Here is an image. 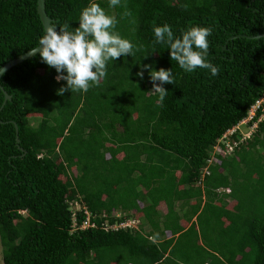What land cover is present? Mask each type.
<instances>
[{
    "label": "trees",
    "instance_id": "1",
    "mask_svg": "<svg viewBox=\"0 0 264 264\" xmlns=\"http://www.w3.org/2000/svg\"><path fill=\"white\" fill-rule=\"evenodd\" d=\"M93 2L143 50L109 61L87 92L58 95L66 81L38 54L0 75L9 96L0 108L1 263L264 264V118L255 121L264 98L248 137L237 142L234 128L264 93V37L246 38L264 33V0H122L132 13L123 18L108 0H43V11L49 26L74 31ZM164 24L177 37L211 27L207 59L218 74L172 61L154 42ZM41 36L35 0H0V66ZM149 64L172 70L162 105L148 71L136 75ZM233 141L230 155L213 154ZM73 201L92 227L71 229L72 214L75 227L85 218ZM128 217L135 229L101 228Z\"/></svg>",
    "mask_w": 264,
    "mask_h": 264
},
{
    "label": "clouds",
    "instance_id": "2",
    "mask_svg": "<svg viewBox=\"0 0 264 264\" xmlns=\"http://www.w3.org/2000/svg\"><path fill=\"white\" fill-rule=\"evenodd\" d=\"M108 3L110 8L124 9L122 18L132 15L127 9V4L122 3V0H108ZM181 7L187 10L188 5L183 4ZM117 23L114 16L108 15L104 8L93 2L81 10L79 26L74 31H69L68 22H64L58 28L50 25L45 29L44 35L38 40V46L31 52L34 55L38 54L43 63L56 70L57 82L66 81V85L57 90L58 95L68 91L87 92L90 88L98 86L100 80L106 77L109 61H116L122 56H134L136 52L143 50V45L133 44L116 31ZM153 32L154 42L167 45V49L170 50V59L185 72L192 73L200 68L210 71L213 76L218 74V67L207 59L210 47L208 37L212 35L211 27L190 26L186 30H181L179 37L174 36L168 24L154 26ZM145 69L152 83L151 91L158 94V102L162 105L168 93L163 85L175 83L172 70L160 68L157 71L150 64L143 65L141 71L136 73L140 79H143ZM262 98L264 93L256 100L257 107ZM263 111L264 108L261 109L258 117ZM247 115L248 111L243 118L245 123L253 113L249 119H246ZM258 117L255 121H258ZM262 118L264 116L260 119ZM251 125H255V122L250 124L249 129Z\"/></svg>",
    "mask_w": 264,
    "mask_h": 264
},
{
    "label": "built area",
    "instance_id": "3",
    "mask_svg": "<svg viewBox=\"0 0 264 264\" xmlns=\"http://www.w3.org/2000/svg\"><path fill=\"white\" fill-rule=\"evenodd\" d=\"M258 105V101H256L254 103L253 106H251L248 110V115L246 117V119H249V117L252 115L253 113V110L257 107ZM264 116V111L263 113L260 115V117H258L257 120H259L261 117ZM254 125H251L250 127V131L252 129ZM233 129L225 132L224 134L221 135V137H226L228 136L231 132H232ZM248 131L245 135H241L239 136L238 140H236L237 142H240L241 140L245 139L248 137L249 135V132ZM236 141H233L231 145H229L228 142L224 143V146L225 148L224 149H220V148H217L216 146L213 147V154H218V155H221V156H225V155H230V152H231V149H232V146L235 145ZM212 157L206 159V164H212ZM212 162V163H211ZM207 168H203L200 172V176H202L203 174L206 175L207 174ZM71 208L73 210H82V213L85 215V218L84 220L81 222V224L77 227L74 226V222H73V214L71 215L70 217V220H71V229H83L85 227H92L93 225L91 223H88V220H87V213L86 211H84V208L82 206H79L78 203H76V201H73L71 202ZM119 216L118 212H114L113 214V217L117 218ZM101 218H103V215L100 216ZM137 224V220L136 219H133V218H126L124 219L123 221L119 222V223H111V224H108V223H105L103 222L101 225V228L102 230H117V229H122V228H128V229H135V225Z\"/></svg>",
    "mask_w": 264,
    "mask_h": 264
},
{
    "label": "water",
    "instance_id": "4",
    "mask_svg": "<svg viewBox=\"0 0 264 264\" xmlns=\"http://www.w3.org/2000/svg\"><path fill=\"white\" fill-rule=\"evenodd\" d=\"M35 13H36L37 19L40 23L41 30H42V36H43L45 33V29L49 26V19L45 16L44 11H43V0H35ZM243 37H245V36H243ZM259 37H264V33L256 34L254 36H246V38H254V39H257ZM230 39H231V37H230ZM37 46L33 47L32 49L36 48ZM32 49L26 50L24 53L19 54V55L15 56L14 58L7 60L5 63H3L0 66V75L2 73H4L7 69H9L10 67H12V66L30 58L31 56H33L34 54H32V52H31ZM0 92L2 94V101L0 103V108H1V106L4 104V102L9 99V96L6 95L2 91L1 88H0ZM14 141L17 142L16 137L14 138Z\"/></svg>",
    "mask_w": 264,
    "mask_h": 264
},
{
    "label": "rangeland",
    "instance_id": "5",
    "mask_svg": "<svg viewBox=\"0 0 264 264\" xmlns=\"http://www.w3.org/2000/svg\"><path fill=\"white\" fill-rule=\"evenodd\" d=\"M245 119H243L241 122H239L234 128H237V130L239 131V133H240V136L241 135H245L248 131H250V129L248 128L249 126H246L245 125V121H244ZM37 122V120L36 119H29L28 120V124L30 125V126H34L35 125V123ZM160 209V211H163V207L161 206V208H159ZM135 227H136V225H135ZM143 228H146L145 226H143ZM0 264H2L1 263V259H0Z\"/></svg>",
    "mask_w": 264,
    "mask_h": 264
},
{
    "label": "crops",
    "instance_id": "6",
    "mask_svg": "<svg viewBox=\"0 0 264 264\" xmlns=\"http://www.w3.org/2000/svg\"><path fill=\"white\" fill-rule=\"evenodd\" d=\"M142 205H145V203L142 202V203H141V206H142ZM139 206H140V204H139ZM139 206H138V207H139ZM161 206H162V203H161V202H159V203L155 206V210H156V211H155V215H156L158 218H160V217L162 216V214H163V212L160 211V209H159V208H161ZM162 207H163V206H162ZM173 209L176 210V205H175V204H174ZM117 211H118V210H117ZM128 212H129V211H128ZM130 212H131V211H130ZM139 221L141 222V216L139 217ZM143 226H145L146 228H143ZM141 228H142V230H144L145 232L148 231V227H147L146 225H143V224H142V227H141ZM144 231H143V232H144Z\"/></svg>",
    "mask_w": 264,
    "mask_h": 264
}]
</instances>
